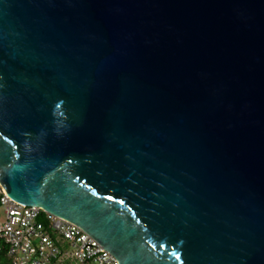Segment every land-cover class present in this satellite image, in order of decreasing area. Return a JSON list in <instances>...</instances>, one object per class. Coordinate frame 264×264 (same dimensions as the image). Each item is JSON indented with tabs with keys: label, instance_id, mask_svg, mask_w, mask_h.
I'll return each mask as SVG.
<instances>
[{
	"label": "water",
	"instance_id": "95a60500",
	"mask_svg": "<svg viewBox=\"0 0 264 264\" xmlns=\"http://www.w3.org/2000/svg\"><path fill=\"white\" fill-rule=\"evenodd\" d=\"M0 180L118 264H264V0H0Z\"/></svg>",
	"mask_w": 264,
	"mask_h": 264
},
{
	"label": "built area",
	"instance_id": "2783aa9c",
	"mask_svg": "<svg viewBox=\"0 0 264 264\" xmlns=\"http://www.w3.org/2000/svg\"><path fill=\"white\" fill-rule=\"evenodd\" d=\"M0 238L13 264H118L116 259L78 226L10 199L0 180ZM73 251L68 254V246Z\"/></svg>",
	"mask_w": 264,
	"mask_h": 264
},
{
	"label": "trees",
	"instance_id": "16d2710c",
	"mask_svg": "<svg viewBox=\"0 0 264 264\" xmlns=\"http://www.w3.org/2000/svg\"><path fill=\"white\" fill-rule=\"evenodd\" d=\"M0 264H13L11 257L8 255V245L0 238Z\"/></svg>",
	"mask_w": 264,
	"mask_h": 264
},
{
	"label": "rangeland",
	"instance_id": "374dc122",
	"mask_svg": "<svg viewBox=\"0 0 264 264\" xmlns=\"http://www.w3.org/2000/svg\"><path fill=\"white\" fill-rule=\"evenodd\" d=\"M0 212H1V210H0ZM67 246H68V249H67L68 254H71L73 251H75V249H73V246H71L69 244ZM64 260H65V264H77V262L74 259H69L67 254L64 256ZM91 264H99V263H95L92 261Z\"/></svg>",
	"mask_w": 264,
	"mask_h": 264
},
{
	"label": "clouds",
	"instance_id": "9594fccd",
	"mask_svg": "<svg viewBox=\"0 0 264 264\" xmlns=\"http://www.w3.org/2000/svg\"><path fill=\"white\" fill-rule=\"evenodd\" d=\"M39 208V207H38ZM41 209V208H40ZM42 210V209H41ZM45 212V211H44ZM45 213H47V212H45ZM49 214V213H48ZM50 215H52V214H50ZM52 216H54V215H52ZM54 217H56V218H59V219H62V218H60V217H57V216H54ZM62 220H64V219H62ZM64 221H66V220H64ZM68 222V221H67Z\"/></svg>",
	"mask_w": 264,
	"mask_h": 264
}]
</instances>
